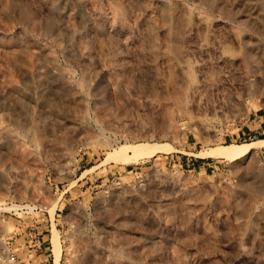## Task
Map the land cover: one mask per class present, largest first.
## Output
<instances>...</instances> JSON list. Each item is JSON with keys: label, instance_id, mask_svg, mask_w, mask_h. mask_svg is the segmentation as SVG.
Wrapping results in <instances>:
<instances>
[{"label": "rangeland", "instance_id": "rangeland-1", "mask_svg": "<svg viewBox=\"0 0 264 264\" xmlns=\"http://www.w3.org/2000/svg\"><path fill=\"white\" fill-rule=\"evenodd\" d=\"M56 250L264 264V0H0V264Z\"/></svg>", "mask_w": 264, "mask_h": 264}, {"label": "bare ground", "instance_id": "bare-ground-1", "mask_svg": "<svg viewBox=\"0 0 264 264\" xmlns=\"http://www.w3.org/2000/svg\"><path fill=\"white\" fill-rule=\"evenodd\" d=\"M147 9V8H146ZM150 10V9H149ZM148 12L149 11H147L146 10V12H145V10L143 11V13H142V17H141V19L142 20H145L144 22H146L147 20H146V16L147 15H149L148 14ZM97 17H99V16H97ZM106 20V19H105ZM150 33V32H149ZM152 34V33H151ZM153 36V35H152ZM259 143V141H254V142H251V143H246V144H243V145H238V144H230V145H226V146H223V147H219L220 149H214L213 150V152H216L215 154L216 155H218V154H220V155H223V156H227V157H231V158H233V157H236V156H242V155H245V154H248V153H251L252 152V150L256 147V145ZM159 147V146H158ZM158 147L156 146V147H154L153 148V150H151V151H155V150H157L158 149ZM157 148V149H156ZM129 150H131V149H133L134 151H135V153H136V149H138L139 151L141 150H143V149H141L140 148V146H139V148H136V147H134V146H131V148H128ZM133 150H131V152L133 151ZM215 150H217V151H215ZM138 151V152H139ZM140 151V152H141ZM151 151H149V152H151ZM139 152V153H140ZM135 153H133L132 152V154H135ZM151 153H154V152H151ZM141 154V153H140ZM252 154V153H251ZM135 155H137V156H139V154L138 153H136ZM142 155V154H141ZM247 166H250V165H247ZM250 194L252 195V193L250 192ZM246 207V206H245ZM56 232V231H55ZM54 235H56V236H54ZM54 238L53 239H57L58 237H57V234H55L54 233ZM54 241V240H53ZM52 241V242H53ZM56 241H58V239L56 240ZM56 241L54 242V244H56ZM58 243V242H57ZM53 244V243H52ZM59 244V243H58ZM57 244V246H58V248H59V245ZM54 248H55V245L53 246ZM53 248V249H54ZM57 248V247H56ZM57 248V250H59ZM56 250V251H57ZM55 252V251H54ZM58 252V251H57ZM59 257H60V253L58 252V253H56V256H55V253H54V261H56L55 262V264H58V260H59Z\"/></svg>", "mask_w": 264, "mask_h": 264}, {"label": "built area", "instance_id": "built-area-1", "mask_svg": "<svg viewBox=\"0 0 264 264\" xmlns=\"http://www.w3.org/2000/svg\"><path fill=\"white\" fill-rule=\"evenodd\" d=\"M15 258H16L15 255H11V256H10V260H11V261H15Z\"/></svg>", "mask_w": 264, "mask_h": 264}]
</instances>
